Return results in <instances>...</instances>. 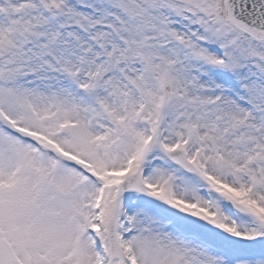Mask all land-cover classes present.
<instances>
[{"label": "snow or ice", "instance_id": "snow-or-ice-1", "mask_svg": "<svg viewBox=\"0 0 264 264\" xmlns=\"http://www.w3.org/2000/svg\"><path fill=\"white\" fill-rule=\"evenodd\" d=\"M0 264H264V0H0Z\"/></svg>", "mask_w": 264, "mask_h": 264}]
</instances>
